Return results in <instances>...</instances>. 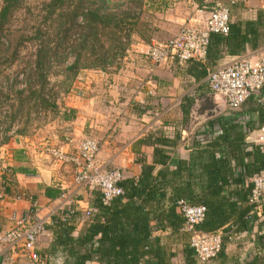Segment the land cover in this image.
<instances>
[{
	"label": "crops",
	"instance_id": "crops-1",
	"mask_svg": "<svg viewBox=\"0 0 264 264\" xmlns=\"http://www.w3.org/2000/svg\"><path fill=\"white\" fill-rule=\"evenodd\" d=\"M203 1L138 0L137 18L123 63L105 72L85 70L80 74L72 91L62 94L58 102L59 130L50 135L20 137L0 144V192L3 195L0 236L14 226L15 215L18 218L33 211L35 217L45 220L48 226L53 217L67 211V199L49 197L47 189L62 191L66 197H71L77 211L85 217L87 211L96 210L99 194L75 186V168L56 161L47 151L49 147L72 152L84 140L97 141L100 145L97 164L121 170L126 180L136 182L145 163L154 165V176L167 167L170 172L179 174L174 185L160 191L157 212L167 214L178 188L189 185L196 197L209 194L211 168L208 169L205 151H211L213 142L221 136L220 120L233 117L243 126L247 151L253 152L254 147L262 146L259 138L264 134V90L251 96L240 110L232 112L224 97L213 94L209 88L207 78L212 69L207 64L192 61L181 69L174 63L155 65L144 56L150 44H162L174 38L184 25L204 29L208 11L203 8ZM231 22L256 23L258 37L254 47L246 45L245 53L226 55L219 66L245 57L258 60L264 54V0H236ZM161 153L167 157L166 161ZM199 153H202L200 161ZM214 158L218 161L221 156L216 154ZM178 161L186 163L181 172ZM229 181L223 193L234 201L235 193L245 191L234 185L233 179ZM255 217L248 228L241 229L235 224L238 218L233 217L217 230L224 234L226 243L223 255L211 264H264V209ZM83 219H76L74 237L85 229ZM151 219V239L159 243L156 247L176 253L170 261L181 263L180 252L188 241L185 234L171 227L157 228V220ZM53 240V232L47 229L39 243V264H47L46 251ZM50 260L51 264H65L66 257L61 254ZM0 264L31 263L23 251L0 243Z\"/></svg>",
	"mask_w": 264,
	"mask_h": 264
},
{
	"label": "trees",
	"instance_id": "trees-1",
	"mask_svg": "<svg viewBox=\"0 0 264 264\" xmlns=\"http://www.w3.org/2000/svg\"><path fill=\"white\" fill-rule=\"evenodd\" d=\"M17 2L18 0H10L9 7ZM111 3V0H51L44 22H50L52 33L48 37L41 32L37 35L38 39L43 40L42 48L38 49L35 55L36 67L39 70L37 81H42L45 68L50 66L47 65L48 62L52 56L57 57L61 50L63 51L62 62H65L68 57L73 58V63L64 70L65 80L70 82V85L63 94L72 91L83 71L105 72L116 60L125 57L130 47L133 20L135 21L137 17H133L130 13L111 11L109 8ZM233 7L234 5L231 7V12ZM7 10L1 14V18L4 19ZM79 18L83 20L80 26L77 24ZM256 25L252 22H231L228 35L212 36L205 64L214 71L222 67L219 66V62L226 55L243 54L246 45L254 47L258 37L255 34ZM37 81L35 77L34 83ZM45 85L46 83H43L39 91H31L29 100H37L45 108L58 110L59 104L58 100L54 99L55 94L51 93L48 99L45 98ZM234 120L233 117L220 120L221 136L213 142L211 151H205L208 169L211 168L208 174L207 193L209 194L205 193L196 197L189 185L178 188L174 192V203L168 213H158L161 189L174 185L179 174L163 167L157 176H154V165L145 163L139 180L137 182L130 179L123 180L120 187L125 191L124 196L113 200L109 205H104L102 195L97 192L99 197L95 203L96 210L92 211L90 216L85 217L76 210L68 217H66L67 211H64L61 216L53 217L51 224L47 226L54 235V240L46 251L49 256L47 264H51L50 259L61 254L66 257L65 264L93 262L98 264H201L190 246L191 233L184 231V218L179 211L176 212L178 202L181 200L194 206L203 204L207 208L205 221L196 228L199 232H219L217 230L233 217L238 218L235 224L240 225L241 229L248 228V223L256 218V206L251 202L253 186L249 183V179H253L264 169V151L261 150V146L254 147L253 152L247 151L243 126ZM216 154L221 156L218 161L214 158ZM160 155L163 161L167 160L164 153ZM201 156L202 153H199L198 161L201 160ZM178 163V171L181 172L185 169L186 163L183 161ZM174 175L177 176L174 178ZM230 179H233L234 185L241 186V189L245 191L243 194L235 193L234 201L231 196L223 193L224 188L229 187ZM46 195L57 198L62 197L63 192L47 189ZM154 217L158 222L157 228L164 230L165 227H171L174 231L182 230L185 234L183 236L188 241L184 243L180 252L183 257L181 263H172L170 257H176V253H167L164 248L156 247L159 244L158 241L151 239L150 231L153 228L149 226V223ZM77 218H84L85 229L78 237H74ZM225 243L223 237L222 251L214 260L206 264L220 259Z\"/></svg>",
	"mask_w": 264,
	"mask_h": 264
},
{
	"label": "built area",
	"instance_id": "built-area-1",
	"mask_svg": "<svg viewBox=\"0 0 264 264\" xmlns=\"http://www.w3.org/2000/svg\"><path fill=\"white\" fill-rule=\"evenodd\" d=\"M235 3L236 0H204L203 8L208 11L204 29L197 30L184 25L174 38L162 44H150L144 56L155 65L174 63L181 69L186 68L192 61L205 64L212 36L228 35L230 32L231 7ZM207 82L215 95L224 97L229 110H238L251 96L264 88V54L256 61L245 57L211 71ZM259 141L262 143L261 150L264 151V134L260 136ZM47 151L56 161L71 164L75 168L74 185L99 192L104 205L124 196L125 191L120 187V183L125 179V175L121 170L97 164L100 151L97 141L84 140L80 147L72 152L62 147H49ZM251 183V202L256 206V213H261L264 209V169L251 179ZM62 197L67 199L68 217L77 210L75 200L66 197L64 193ZM2 198L0 192V199ZM177 209L184 218V231L192 235L190 246L196 259L201 264L214 260L223 249L224 234L196 230L205 221L207 208L181 200ZM91 212L87 211L86 215L90 216ZM35 216L36 212L33 211L18 218L15 215L12 218L14 226L0 236L1 244L23 251L31 264L41 263L39 243L47 230V222Z\"/></svg>",
	"mask_w": 264,
	"mask_h": 264
},
{
	"label": "rangeland",
	"instance_id": "rangeland-1",
	"mask_svg": "<svg viewBox=\"0 0 264 264\" xmlns=\"http://www.w3.org/2000/svg\"><path fill=\"white\" fill-rule=\"evenodd\" d=\"M9 2L0 0V144L20 137L50 135L59 130L60 110L45 108L37 100L29 99L31 91H39L46 83L45 98L52 93L59 102L70 85L65 80L64 70L73 63L72 57L62 62L61 50L48 62L50 66L45 68L42 81H37L39 70L35 55L43 41L37 35L41 32L48 37L52 33L50 22H44L51 0H18L14 7H9ZM111 2V11L137 16L138 0ZM5 10L7 14L3 19L1 14ZM77 24L82 25L80 18ZM65 52L67 55L68 50ZM123 61L116 60L113 66L118 67ZM35 77L37 83H34Z\"/></svg>",
	"mask_w": 264,
	"mask_h": 264
}]
</instances>
